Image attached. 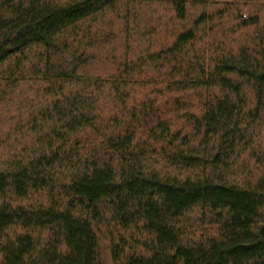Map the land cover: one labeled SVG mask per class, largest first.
I'll return each mask as SVG.
<instances>
[{
  "label": "trees",
  "instance_id": "16d2710c",
  "mask_svg": "<svg viewBox=\"0 0 264 264\" xmlns=\"http://www.w3.org/2000/svg\"><path fill=\"white\" fill-rule=\"evenodd\" d=\"M0 264H264V0H0Z\"/></svg>",
  "mask_w": 264,
  "mask_h": 264
},
{
  "label": "rangeland",
  "instance_id": "374dc122",
  "mask_svg": "<svg viewBox=\"0 0 264 264\" xmlns=\"http://www.w3.org/2000/svg\"><path fill=\"white\" fill-rule=\"evenodd\" d=\"M96 27L98 26L101 30H103L104 32L108 33L109 31L107 30H112L115 32L114 35H112V42L111 45L108 46H97L94 47L92 49L93 55L94 56H100L101 54L107 52L108 50H110L111 48L115 47V48H120L122 45V39H121V35L119 34V30L121 29V21L120 20H116L113 19L112 17H106L104 20L99 21L96 25ZM104 65L102 63H97V68H102ZM100 70V69H98Z\"/></svg>",
  "mask_w": 264,
  "mask_h": 264
}]
</instances>
